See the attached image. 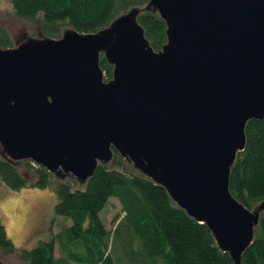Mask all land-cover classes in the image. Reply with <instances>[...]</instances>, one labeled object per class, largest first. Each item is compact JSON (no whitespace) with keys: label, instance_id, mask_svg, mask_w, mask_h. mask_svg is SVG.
<instances>
[{"label":"water","instance_id":"water-1","mask_svg":"<svg viewBox=\"0 0 264 264\" xmlns=\"http://www.w3.org/2000/svg\"><path fill=\"white\" fill-rule=\"evenodd\" d=\"M144 10L165 22L158 49ZM11 41L0 46V156L83 186L115 149L241 264L264 199L248 208L229 178L246 122L264 116V0H147L96 31Z\"/></svg>","mask_w":264,"mask_h":264},{"label":"trees","instance_id":"trees-1","mask_svg":"<svg viewBox=\"0 0 264 264\" xmlns=\"http://www.w3.org/2000/svg\"><path fill=\"white\" fill-rule=\"evenodd\" d=\"M15 14L28 21L41 17L45 33H59L61 26L82 32L96 31L120 12L147 0H9ZM146 36L155 49L165 41V22L150 10L138 15ZM12 45L6 30L0 29V46ZM99 63L107 74L111 64L101 54ZM245 147L230 168L229 189L248 208L264 199V116L245 124ZM22 173L0 156V179L13 188H51L56 193L54 215L70 219V224L51 232L47 239L20 251L23 264H66L65 256H55V245L69 258L82 264H119V254L105 252L116 243L132 264H232L221 250L208 226L190 216L169 196L166 189L135 169L114 149L111 164L99 163L81 187L72 180L53 179L52 174L31 159L24 161ZM110 197H116L121 213L108 231L100 211ZM121 234H124L121 238ZM73 247V248H72ZM74 247H78L75 249ZM13 240L0 220V249L13 251ZM116 257V258H115ZM241 264H264V213L254 237L241 257Z\"/></svg>","mask_w":264,"mask_h":264},{"label":"rangeland","instance_id":"rangeland-1","mask_svg":"<svg viewBox=\"0 0 264 264\" xmlns=\"http://www.w3.org/2000/svg\"><path fill=\"white\" fill-rule=\"evenodd\" d=\"M65 27L69 26L63 24L59 33H45L42 29L40 16H37L34 21L24 20L15 14L9 0H0V29L6 30L8 35L13 37V43L14 41L17 43V37L20 34L33 37L47 34L58 37ZM104 77L105 79L108 78L106 72H104ZM126 165L127 168L134 169L128 163ZM17 167L22 173L25 172V174L34 172L33 168L29 169L30 172L25 171L24 162H18ZM52 176L53 179H58L55 175L52 174ZM63 180H72L74 186L81 187L70 176L65 177ZM56 200V193L51 188H37V186L13 188L6 185L0 179V220L5 225L7 234L15 245V248L11 252L0 249V259L4 264H23L24 260L20 257L21 250L33 247L38 241L49 238L51 232L59 231L60 227L70 224L69 218L54 215L53 207ZM121 210V205L116 197H110L101 209L100 217L104 227L108 231L113 230L120 218L115 220V216L120 213V216H122ZM123 236L124 234H121L120 237L123 238ZM74 248L77 249L78 247ZM106 251L109 254H119V264H132L124 254V250L117 243L114 250L113 246L109 243L105 248ZM54 254L55 256H65L68 260L66 264H82L67 257L58 244L55 245Z\"/></svg>","mask_w":264,"mask_h":264},{"label":"flooded vegetation","instance_id":"flooded-vegetation-1","mask_svg":"<svg viewBox=\"0 0 264 264\" xmlns=\"http://www.w3.org/2000/svg\"><path fill=\"white\" fill-rule=\"evenodd\" d=\"M111 68H112V66H111ZM111 71H112V70H111ZM104 72H106V71L104 70ZM110 76H111V74H108V78H109ZM108 78H107V79H108Z\"/></svg>","mask_w":264,"mask_h":264}]
</instances>
